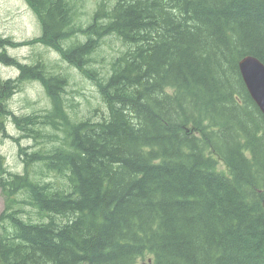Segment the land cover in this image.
Returning <instances> with one entry per match:
<instances>
[{
	"label": "trees",
	"instance_id": "trees-1",
	"mask_svg": "<svg viewBox=\"0 0 264 264\" xmlns=\"http://www.w3.org/2000/svg\"><path fill=\"white\" fill-rule=\"evenodd\" d=\"M23 1L40 34H0V142L23 167L0 151V264H264V114L239 66L264 63V0ZM32 84L47 103L17 113Z\"/></svg>",
	"mask_w": 264,
	"mask_h": 264
},
{
	"label": "rangeland",
	"instance_id": "rangeland-1",
	"mask_svg": "<svg viewBox=\"0 0 264 264\" xmlns=\"http://www.w3.org/2000/svg\"><path fill=\"white\" fill-rule=\"evenodd\" d=\"M102 0H80V4L83 6L84 11L87 12L86 17L97 8L99 2ZM108 4L113 3L112 0H105ZM85 20V19H84ZM0 34L2 35H11L15 39H25L29 37H34L40 34L39 24L35 21L33 13L31 12L28 4L23 0H0ZM103 43H109L113 48H120L121 43L117 41L115 38H108L105 42L103 39ZM98 48L97 52L94 54V57L97 59L96 62L91 65V67L95 66V64L99 61V58L102 56L103 58H111L112 54L115 53L113 50L112 53H108L107 49H104V44ZM13 50V51H12ZM11 51L14 54H17L23 58H31L34 54V47L30 46H23L19 49H12ZM59 58L58 55H56ZM60 59V58H59ZM0 71L3 77H15L17 76L18 72L6 66H0ZM75 77H77V73H75ZM81 76L78 75L76 80H80ZM75 80H73L74 82ZM88 87L86 89L81 90V95L75 93L78 96V99H81L78 108L82 113H86V116L89 115L92 111L88 110V103L87 100L90 99L94 101L91 97V93L95 91L92 84L88 82ZM82 84V83H81ZM72 87H75L73 85ZM79 87V86H78ZM28 92L25 93L20 92L16 94L13 99L11 100V108L15 110L17 113H30L35 111L31 107H29L25 103V95L29 94L32 98V102L35 104V107L39 110L42 105H36V100L43 102L48 101L46 98L47 96L43 92L42 87L39 84H32L28 87ZM79 91V90H77ZM68 97H72V94H67ZM89 97V98H87ZM87 98V99H86ZM86 99V100H85ZM45 103V104H46ZM257 104V103H256ZM106 113V112H104ZM263 113V112H262ZM102 116V115H101ZM95 117V116H94ZM8 130L10 133L14 134L15 136H19L20 132L16 128L15 124L12 122L11 119L7 122ZM22 143L24 145L31 144L32 141H28V139H23ZM29 146V145H28ZM18 145L15 143L14 139L12 138H5L3 142H0V151L6 155L7 158V167L10 170L21 171L23 167L20 163V159L18 157ZM32 147L37 148L38 145H32ZM6 206V196L3 194L2 187L0 185V214L4 210ZM27 210H31V205H25ZM33 218H38V215L31 213ZM25 216H29L28 214ZM149 256L146 254L145 258H140L139 264L148 263Z\"/></svg>",
	"mask_w": 264,
	"mask_h": 264
},
{
	"label": "water",
	"instance_id": "water-1",
	"mask_svg": "<svg viewBox=\"0 0 264 264\" xmlns=\"http://www.w3.org/2000/svg\"><path fill=\"white\" fill-rule=\"evenodd\" d=\"M247 89L264 114V63L256 56L247 55L239 62ZM152 261L149 259L148 263Z\"/></svg>",
	"mask_w": 264,
	"mask_h": 264
}]
</instances>
